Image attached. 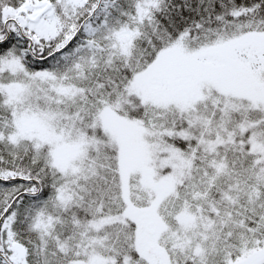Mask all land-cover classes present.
<instances>
[{
  "label": "snow or ice",
  "instance_id": "snow-or-ice-1",
  "mask_svg": "<svg viewBox=\"0 0 264 264\" xmlns=\"http://www.w3.org/2000/svg\"><path fill=\"white\" fill-rule=\"evenodd\" d=\"M0 264H264V0H0Z\"/></svg>",
  "mask_w": 264,
  "mask_h": 264
}]
</instances>
